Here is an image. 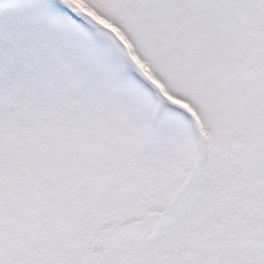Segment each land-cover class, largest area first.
Here are the masks:
<instances>
[{"label": "snow or ice", "instance_id": "6c2138e0", "mask_svg": "<svg viewBox=\"0 0 264 264\" xmlns=\"http://www.w3.org/2000/svg\"><path fill=\"white\" fill-rule=\"evenodd\" d=\"M92 2L192 111L69 0H0V264H264V0Z\"/></svg>", "mask_w": 264, "mask_h": 264}, {"label": "rangeland", "instance_id": "374dc122", "mask_svg": "<svg viewBox=\"0 0 264 264\" xmlns=\"http://www.w3.org/2000/svg\"><path fill=\"white\" fill-rule=\"evenodd\" d=\"M69 2L77 11L86 14L95 22L96 25L100 26V31L92 42V48L94 53L101 58L106 66L114 68L125 80L129 82L141 83L138 81V79L135 77L134 72L132 71V68L134 66L135 69L138 70V72L141 73L143 77H145L148 81H150L149 75H153L155 79L160 80V82L164 85L165 89H167L169 93L174 95L180 101L185 102L179 96L173 94V90H171L170 88L167 77L159 71V66L151 59L145 57V55L143 54V50L139 48L135 41V38L130 34L127 25L116 14H114L107 5L102 3H93L92 0H69ZM90 15L105 20L112 27L120 31L128 41L134 55L139 60H141V62L145 64L147 68L145 70L140 68V66H138L126 53L118 39ZM127 34L130 36L131 40L134 41L136 46L132 45ZM115 41H118L119 43H114ZM151 85L157 90L152 82ZM140 94L143 95V93ZM159 96L162 97L160 94Z\"/></svg>", "mask_w": 264, "mask_h": 264}, {"label": "bare ground", "instance_id": "6f19581e", "mask_svg": "<svg viewBox=\"0 0 264 264\" xmlns=\"http://www.w3.org/2000/svg\"><path fill=\"white\" fill-rule=\"evenodd\" d=\"M92 16L93 19H95L98 23H100L102 26H104L106 29H108L112 35H114L118 41L120 42V44L122 45V47L124 48V50L126 51V53L132 58V60L138 65L140 66V68H142L143 70H145L147 67L145 66V64H143L141 62V60H139L133 53L128 41L125 39V37L121 34L120 31H118L116 28L112 27L108 22H106L105 20H102L99 17H95L93 15ZM150 77V81L153 83V85L157 88L158 92L163 96V98H165L167 101L172 102L174 104H177L181 107L187 108L189 111H192V109L190 108V106L185 103L180 101L178 98H176L174 95H172L171 93H169L167 91V89H165L164 85L160 82V80L155 79L153 75H149ZM193 115L195 116V113L193 112Z\"/></svg>", "mask_w": 264, "mask_h": 264}, {"label": "trees", "instance_id": "16d2710c", "mask_svg": "<svg viewBox=\"0 0 264 264\" xmlns=\"http://www.w3.org/2000/svg\"><path fill=\"white\" fill-rule=\"evenodd\" d=\"M127 35H128V34H127ZM128 37H129V40H130V42L132 43V45H133V46H136L135 43H134V41L131 40V38H130L129 35H128ZM137 51H138V50H137ZM139 54H140V53H139ZM140 55H141V54H140Z\"/></svg>", "mask_w": 264, "mask_h": 264}]
</instances>
